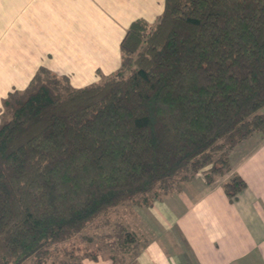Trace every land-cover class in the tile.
I'll return each instance as SVG.
<instances>
[{
    "label": "trees",
    "instance_id": "1",
    "mask_svg": "<svg viewBox=\"0 0 264 264\" xmlns=\"http://www.w3.org/2000/svg\"><path fill=\"white\" fill-rule=\"evenodd\" d=\"M104 78L73 88L41 67L3 101L0 264H48L110 208L228 173L231 150L264 134V0H165L154 24L132 22ZM246 187L234 174L224 191Z\"/></svg>",
    "mask_w": 264,
    "mask_h": 264
},
{
    "label": "crops",
    "instance_id": "2",
    "mask_svg": "<svg viewBox=\"0 0 264 264\" xmlns=\"http://www.w3.org/2000/svg\"><path fill=\"white\" fill-rule=\"evenodd\" d=\"M165 0H0V122L3 101L45 67L73 88L100 82L121 64L132 24H154ZM231 169L208 183L203 172L159 205L134 209L140 245L132 264H264V135L230 152ZM247 187L230 200L224 184ZM81 264H117L110 257Z\"/></svg>",
    "mask_w": 264,
    "mask_h": 264
},
{
    "label": "rangeland",
    "instance_id": "3",
    "mask_svg": "<svg viewBox=\"0 0 264 264\" xmlns=\"http://www.w3.org/2000/svg\"><path fill=\"white\" fill-rule=\"evenodd\" d=\"M262 112L264 113V110ZM253 135L263 136L264 134ZM161 202L155 203L159 205ZM138 207L140 206L123 204L110 208L107 213L100 215L84 230L52 247L48 264H62V262L81 264L85 259L99 256L113 257L117 264H132L140 245L136 244L130 223L133 221L134 209Z\"/></svg>",
    "mask_w": 264,
    "mask_h": 264
}]
</instances>
